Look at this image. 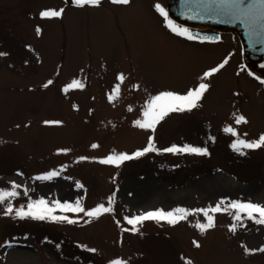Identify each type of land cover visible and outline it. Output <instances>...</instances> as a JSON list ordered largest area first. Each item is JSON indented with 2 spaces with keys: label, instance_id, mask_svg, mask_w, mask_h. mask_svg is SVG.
<instances>
[{
  "label": "rangeland",
  "instance_id": "1",
  "mask_svg": "<svg viewBox=\"0 0 264 264\" xmlns=\"http://www.w3.org/2000/svg\"><path fill=\"white\" fill-rule=\"evenodd\" d=\"M157 4L167 13L166 0H0V191L17 193L0 202V264H264V252H245L264 246V224L223 210L237 200L264 205V146L244 155L231 147L264 133V85L240 68L236 33L221 32L214 43L184 40ZM48 9L63 12L42 17ZM73 80L83 87L68 88ZM202 82L210 87L197 108L170 113L155 131L135 124L153 96L185 94ZM239 115L247 123L237 124ZM150 137L154 151L101 162L143 150ZM172 145L207 154L163 151ZM52 171L59 175L36 179ZM143 187L148 193L139 197ZM40 198L50 207L79 201L86 211L100 204L112 211L89 218L54 210L75 223L15 216ZM9 205L14 211L5 215ZM176 208L188 212L176 224L146 220L133 232L125 220ZM201 209L214 217L203 232Z\"/></svg>",
  "mask_w": 264,
  "mask_h": 264
},
{
  "label": "snow or ice",
  "instance_id": "2",
  "mask_svg": "<svg viewBox=\"0 0 264 264\" xmlns=\"http://www.w3.org/2000/svg\"><path fill=\"white\" fill-rule=\"evenodd\" d=\"M114 3L119 4H128L130 0H113ZM262 4H264V0H260ZM75 3L78 5L82 4H92V5H98L100 3V0H75ZM157 9L163 14L164 16H167V13L163 8L160 7L159 4L156 5ZM63 12V9L55 10V9H48L44 10L40 13L42 17H59L61 16ZM260 15H264V11H261L259 13ZM236 19L243 20L249 27V34L250 37H254L257 35L255 31V17L257 13L252 9H238L233 13ZM168 27L175 33L181 36H186L189 40L196 39L197 37L193 36L188 29L178 27L175 25L171 20L167 21ZM203 39H210L209 37H204ZM218 39V37H217ZM0 55H6V53H0ZM228 63V60L225 59L222 63H220L217 67H214L210 69L209 71L204 72L203 76L204 78H208L218 72L220 69H222L225 64ZM121 80L124 79V77L121 75L119 77ZM49 84L52 83V81L48 82ZM82 88L83 84L80 81L73 80V82L68 85V88ZM210 85L208 83H199L198 86L194 89H189L185 94H180L176 92L171 91H165L160 92L156 96H153L150 101L147 102L146 107L143 112V119L142 120H136L135 124L142 128V129H150L155 131L156 125L164 119L167 115L174 112H185V111H191L194 108H197L199 106V102L202 100L204 94L209 89ZM118 90V86H117ZM235 122L237 124L240 123H247L246 118L243 115H239L236 117ZM45 123H60L59 121H46ZM225 132L232 133L233 135H237L236 131L232 127H226L224 129ZM0 143H3V141H0ZM264 146V133L260 135V137L257 140L248 141L244 139H236L231 147L234 151L239 152L241 155H244L245 153L242 151V149H256ZM92 147H97V145H92ZM153 147V139L152 137L149 138L148 146L145 147L143 150H138L135 153L129 155L127 153H119L114 155H109L108 157L101 160L102 163L105 164H117L119 165L123 161L131 160L135 157L143 156L145 153L154 151ZM165 152H190L195 154H201L205 155L207 154L206 148H199L194 147L192 145H184L183 147H177L176 145H172L169 148L163 149ZM80 159H86V157H81ZM59 175L58 172L52 171L49 172L46 175L38 176L36 179L41 180H51L54 176ZM78 187H83V185H77ZM18 187L16 185L13 186ZM17 193L15 191L11 192H3L0 191V202H3L6 196H16ZM111 203V201H110ZM224 204V201L219 202L215 207L211 208V212L216 213L220 212L222 210L221 205ZM229 208L236 209L235 217L236 220H241V213L245 214L247 218L249 219H255L257 223L264 224V205L259 203H253L251 201L242 202V201H230L228 204L225 205L223 208L224 211H227ZM55 209H61L63 211H70V212H79L84 213L89 218H98L104 213H109L112 211V207L108 206L105 207L104 204H100L91 210H85L84 207L81 205L79 201L75 203V205L65 202L61 203L59 201H56L53 206H49L48 202L40 198L35 201H31L27 205V209L24 208V206H21L17 209H15V216L19 217L21 219L23 218H32V219H38V220H44L46 218H51L52 220H61V221H67L68 223H75L76 221L69 219L68 216H56L54 215ZM14 209L11 205H9L6 208L5 215H11L13 213ZM197 211H204L205 215L207 216V223H200L197 224V227L203 232L206 229L214 227V217L211 215H208V212L206 210H197ZM188 212L186 209L183 208H176L172 211L165 212L162 209H157L155 211H148L144 212L140 215H134L131 217H125V220L129 225L132 226L130 229L133 232H138L139 228L137 225H141L146 220H156V221H166L169 224H176L180 220H183L187 217ZM257 215L259 219H257ZM237 225L233 224L230 228L231 231L236 230ZM199 246V245H197ZM90 251H96L95 249H89ZM264 252V246L258 248V249H248L245 248V252L247 254L253 253V252ZM110 264H126L125 261L122 260H113L110 261Z\"/></svg>",
  "mask_w": 264,
  "mask_h": 264
},
{
  "label": "water",
  "instance_id": "3",
  "mask_svg": "<svg viewBox=\"0 0 264 264\" xmlns=\"http://www.w3.org/2000/svg\"><path fill=\"white\" fill-rule=\"evenodd\" d=\"M252 8L256 13L255 31L250 37L249 27L236 19L238 9ZM168 17L183 26L198 41H216L221 32L236 33L241 42L243 67L257 82L264 84V4L260 0H166ZM211 28L213 32L201 30ZM209 37L210 39H203Z\"/></svg>",
  "mask_w": 264,
  "mask_h": 264
},
{
  "label": "flooded vegetation",
  "instance_id": "4",
  "mask_svg": "<svg viewBox=\"0 0 264 264\" xmlns=\"http://www.w3.org/2000/svg\"><path fill=\"white\" fill-rule=\"evenodd\" d=\"M173 22V21H172ZM174 23V22H173ZM175 25H177L176 23H174ZM178 27H182V26H179L177 25ZM182 28H185V27H182ZM203 32H212L213 30H209V29H203L202 30ZM175 33V32H174ZM176 36H179L180 38H183L184 40H189L186 36H181V35H178L177 33H175ZM221 35H224L223 33H220L219 36H218V40L216 41H213L214 42H219L221 40ZM192 41H196V42H200V41H197V40H192ZM202 42H211V41H202ZM244 72L245 74L250 78L252 79L256 84H260V85H264L263 83H259L257 82L255 79H253L247 72L244 68L240 67Z\"/></svg>",
  "mask_w": 264,
  "mask_h": 264
},
{
  "label": "bare ground",
  "instance_id": "5",
  "mask_svg": "<svg viewBox=\"0 0 264 264\" xmlns=\"http://www.w3.org/2000/svg\"><path fill=\"white\" fill-rule=\"evenodd\" d=\"M148 193V189H146L145 187H143V190H141L139 193H138V196L142 197L144 195H146Z\"/></svg>",
  "mask_w": 264,
  "mask_h": 264
}]
</instances>
